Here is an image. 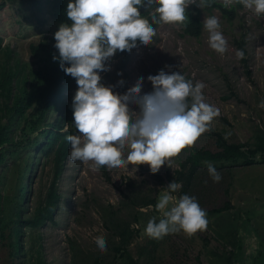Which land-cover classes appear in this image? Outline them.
Wrapping results in <instances>:
<instances>
[{"label":"rangeland","instance_id":"1","mask_svg":"<svg viewBox=\"0 0 264 264\" xmlns=\"http://www.w3.org/2000/svg\"><path fill=\"white\" fill-rule=\"evenodd\" d=\"M31 8L29 0L23 3L20 0L7 2L0 8V66L6 60L7 48L14 53L13 61L17 60L21 67L25 66L29 70L53 61V56L59 57L58 51H45L38 46L44 37H54L59 25L47 6L43 5L39 12H32ZM154 8L146 9L151 13ZM199 10L202 22L210 16L219 19L221 31L228 42V51L223 56L210 49L204 26L200 37L193 38L184 36L180 26L160 24L152 43L132 49L128 53V64L122 69L120 58L113 56L106 63L109 70L100 73L101 83L106 87L115 86L114 93L123 95L143 77V95L153 91L147 77L158 74L161 69L168 74L178 72L191 80L193 85L202 81L207 85L203 90L205 102L219 109L220 115L213 119L210 130L202 134L193 147L216 151L212 131L221 132L228 143L250 144L258 134L264 132V108L258 106L264 100V15L257 18L242 5L235 20L228 23L217 10L211 13ZM243 32L248 41L249 76L236 58L237 49L232 44V39ZM31 45L37 47L34 52ZM165 65L172 67L165 68ZM124 74L127 75V81L119 86L118 81L122 80ZM68 93L69 90L66 91ZM129 107L132 112L140 111L134 104ZM127 152L125 149V159ZM178 159L179 156L173 158L171 165L165 164L157 174H152L147 165L136 167L135 172L131 164L128 168L106 167L110 175V181L107 182L100 170L93 171L92 162L73 163L68 156L59 183L61 203L55 217L56 225L48 224L42 230L47 263L70 264L67 238L76 240L82 247L92 251L98 250L94 238L101 235L106 238L97 213L98 205H116L121 198L118 186L123 190L131 184L138 191L163 189L169 184L168 175L178 169ZM10 164L9 161L7 165ZM228 171H221L219 183L213 182L210 175L205 176L202 180L203 197L197 201L205 212L223 207L226 202H229L231 209L220 214L207 213V230L191 238L183 232L168 235L158 248L153 264H214L215 257L212 254L226 255L227 251L235 253L233 260L237 262L234 264H254L258 252H261L257 264H264V164ZM33 173L29 172L25 184ZM39 175L40 170L33 178L34 192L44 185L38 183ZM156 175L163 179L164 186ZM162 191L157 195V202ZM176 197L178 200L179 196ZM174 203H170L169 209ZM148 211L147 222L153 217L157 222L163 218L161 212H153V207H149ZM145 229L146 226L140 227V236L131 247L133 254L138 250L135 245L147 240ZM6 254L7 250L0 249V264H6Z\"/></svg>","mask_w":264,"mask_h":264},{"label":"trees","instance_id":"2","mask_svg":"<svg viewBox=\"0 0 264 264\" xmlns=\"http://www.w3.org/2000/svg\"><path fill=\"white\" fill-rule=\"evenodd\" d=\"M1 1L0 8L7 2H16ZM29 1L32 12H39L44 5L49 8V13L59 26L62 23L71 25L72 22L66 15L70 0ZM23 2L25 0H20V3ZM222 4L223 0H214L211 7L203 9L208 13L217 10L226 22L232 23L242 5L235 4L228 9ZM140 12L156 30L160 24L152 23L150 12L143 7ZM186 14L188 21L180 26L183 35L200 37L204 25L199 8L190 5ZM1 43L0 38V45ZM55 43L54 37H44L38 46L45 51L57 52ZM232 44L237 50H243L245 58L240 63L249 76L246 34L243 32L239 37H234ZM36 49L31 45L33 52ZM128 53L118 51L114 55L120 58L121 69L128 64ZM5 59L0 66V249L7 250L6 264H48L42 230L48 224L56 225L55 217L60 209L59 183L71 148L66 137L78 133L73 125L71 108L77 84L74 78L60 69L59 61L43 63L29 70L25 66L21 67L17 60L13 61L14 53L8 48ZM10 62L14 64L11 65ZM122 80L125 84L126 74ZM228 88L231 90L229 86ZM231 95L234 93L231 92ZM188 103L190 106L191 98ZM66 125L67 131H64ZM211 136L216 151L191 147L179 155L178 169L168 175L169 183L175 180L182 184V188L173 195L180 197L187 194L198 200L202 199V180L209 175L205 161L212 162L220 174L222 170L229 172L232 168L264 164V132L258 134L250 144L228 143L222 133L217 131H212ZM9 161L11 164L7 165ZM38 170V183L44 185H40L34 192L32 183ZM99 170L109 182L110 175L106 166ZM30 171L34 173L25 184ZM156 177L164 186L163 179L158 175ZM133 187L132 184L127 185L123 190L118 186L121 198L116 205H98L97 213L105 230L107 252L92 251L82 247L76 240L67 238L70 264H153L155 254L167 236L162 240L147 236V240L135 245L138 249L135 254L131 247L140 236V227L147 226L148 208L153 207V212H158L155 209L157 195L165 189L147 188L145 191H138ZM79 208L81 211L82 208ZM230 209L229 202H226L223 207L206 213L220 214ZM212 255L215 257L214 264L237 262L233 260L235 253L232 251H227L226 255ZM260 259L261 252H258L254 264Z\"/></svg>","mask_w":264,"mask_h":264},{"label":"clouds","instance_id":"3","mask_svg":"<svg viewBox=\"0 0 264 264\" xmlns=\"http://www.w3.org/2000/svg\"><path fill=\"white\" fill-rule=\"evenodd\" d=\"M214 0H70L66 15L71 25L62 23L54 34V47L59 57V67L75 79L77 91L72 100L73 125L78 134L66 137L70 143L69 160L84 164L92 162L93 171L101 167L112 169L147 165L152 174L161 167L171 165L186 148L195 145L202 134L210 130L211 122L220 115L219 109L204 100L202 81L195 85L184 75L166 73L161 69L149 75L153 91L141 95L144 78L123 95L114 93L113 87L101 83L100 73L108 71L106 63L119 51L131 52L137 47L152 43L156 30L143 18L140 8H152V23L185 25L186 10L190 5L203 9L211 7ZM243 5L257 18L264 15V0H223L222 6L230 9ZM208 33V45L219 55L228 51V42L221 31L219 19L210 16L203 21ZM238 60L244 59L243 50L236 51ZM69 66H65V65ZM165 65V68H171ZM118 75H120L118 73ZM124 81H118L123 86ZM191 98L189 106L188 100ZM136 105L139 113L130 111ZM264 108V100L258 105ZM135 117V119H134ZM67 131V125L63 129ZM125 149L128 150L126 159ZM207 170L213 182L222 179L212 162ZM207 183V181H205ZM182 188L175 180L163 188L155 209L163 214L156 221L151 218L145 233L150 239L162 240L170 234L183 232L191 238L206 231L207 213L194 196L173 195ZM174 203L169 209L170 203ZM98 250L107 252L104 236L94 238Z\"/></svg>","mask_w":264,"mask_h":264}]
</instances>
